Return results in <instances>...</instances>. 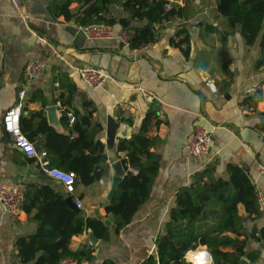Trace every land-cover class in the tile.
I'll list each match as a JSON object with an SVG mask.
<instances>
[{"label":"crops","instance_id":"crops-1","mask_svg":"<svg viewBox=\"0 0 264 264\" xmlns=\"http://www.w3.org/2000/svg\"><path fill=\"white\" fill-rule=\"evenodd\" d=\"M21 1L26 20L10 0H0L1 178L26 184L45 181L34 159L15 147L3 131V115L19 102L20 90L26 91L21 119L29 133L26 135L37 148L45 147V135L35 133L37 125L31 126L35 121L31 116L44 109L48 123L59 132L68 133L78 120L81 131L95 144L103 145L98 152L109 155L110 165L120 160L115 147L117 139L138 133L150 108L155 113L148 135L157 138L153 150L161 160L151 197L139 207L133 221L116 234L114 216L104 207L110 202L107 194L115 175L113 168H109L99 182L76 183L72 196L83 201L85 215L101 217L112 226L107 242L97 237L99 242L91 243V229L73 236L72 250L94 246L90 264H103L107 259L116 264H141L149 255H156V239L169 221V210L177 191L192 182L194 175L207 166L215 167L216 177L227 179L228 165H239L261 191L264 201V174L258 168V163L264 164V29L253 43H249L241 19L230 26L227 17L219 11L221 0H169L182 8V14L157 23V40L147 43L146 48L136 49L126 47L117 39H87L78 33L75 17L66 19L52 15V0ZM123 1L110 6L116 18L114 29H127L132 37V28L148 21L133 20L130 13L124 11ZM247 1L239 0L238 3L245 5ZM81 7L80 3L73 2L70 10L76 13ZM246 7L250 6L246 5L244 11ZM122 18L126 20L123 23L120 22ZM195 20L199 21L197 25L193 24ZM34 33L46 36L52 47L38 43ZM35 59L44 64V70L26 82L25 68ZM82 66H97L111 78L99 89H91L77 71V67ZM141 87L154 92L159 99L146 100ZM35 92L43 95L46 106L42 101L32 100ZM61 93L65 94L62 99L68 104L58 107L59 125H53L49 122L47 107L56 105ZM228 93L229 98H225ZM85 99L96 104L89 124L81 123L82 116L88 112ZM65 112L67 119L63 118ZM70 113L77 118L73 124L69 121ZM110 116L119 123L112 150L106 146ZM209 123L216 126L210 151L202 161L195 160L188 154L192 136L197 125L208 127ZM79 135L78 130L73 137ZM54 181L67 196L63 185ZM261 207L263 214L256 220L240 208L244 219L247 218L244 220L246 227L251 232L257 224L255 234L258 235L264 227V202ZM35 212L33 210L29 215L22 210L18 217H12L0 209V264H34V261L25 263L21 260L15 241L19 236L29 237L37 231L38 221L31 218ZM198 248L207 249L206 246ZM223 250L233 251V244ZM253 250L259 251V257L250 260L243 255L240 264H264V239L252 240L247 252Z\"/></svg>","mask_w":264,"mask_h":264},{"label":"trees","instance_id":"trees-1","mask_svg":"<svg viewBox=\"0 0 264 264\" xmlns=\"http://www.w3.org/2000/svg\"><path fill=\"white\" fill-rule=\"evenodd\" d=\"M121 0H52L50 12L54 17L64 16L66 19L75 17L77 25L94 23L116 24L110 6ZM78 2L80 10L72 13L70 5ZM239 0H221L219 11L227 17L228 24L234 26L238 18L242 29L248 35V42L253 43L264 29V0H248L245 5ZM169 0H124V11L130 13L133 20L147 19L143 26H134L130 43L131 48L157 40L156 24L164 19L172 20L182 14V8L173 5ZM246 5L247 9L244 11ZM244 12V13H243ZM264 44V35H263ZM226 66V64H225ZM70 97V95H69ZM65 105V94H60ZM63 98V99H62ZM33 101H42L47 105L40 92H35ZM84 105L88 112L82 116L83 122L89 124L96 110V104L85 99ZM76 112V111H75ZM67 112L63 118L67 119ZM154 110L149 109L140 131L130 137L118 138L116 141L117 157L122 161L126 174L123 176L112 201L104 207L107 213L114 216V230L120 234L135 216L139 207L150 197L155 178L160 170V155L153 150L157 143L156 137L148 135ZM36 127L35 133L45 135V147L51 163L64 170H72L77 174L76 183L90 185L96 182L92 174L96 164L100 162L99 148L93 139L75 123L68 133L57 131L48 123L44 109L32 114ZM25 134L24 120L21 119ZM79 137H73L75 131ZM124 153V156L120 154ZM132 169L137 170L134 172ZM229 177H216L215 167L207 166L198 171L193 181L182 186L176 193L173 206L169 210V221L163 232L156 239L157 254L149 255L141 264H192L186 258L187 252L200 246H206L213 257V264H240L241 256L247 255L250 260L259 257V251L247 252L249 243L264 239V227L259 235L246 227L244 212L252 219L261 217L263 210L257 188L246 171L237 164L228 165ZM45 181L27 183L23 210L29 215L36 210L31 218L38 221V229L29 237L19 236L15 245L21 260L34 264H59L64 257L71 256L79 264H90L93 261L94 246L86 245L78 250L70 248L73 236L91 229L97 237L107 242L110 240L112 224L101 217L85 215L83 210L76 212L66 200L63 189L57 188L55 181L42 173ZM232 234V235H230ZM233 244V251L223 248ZM201 250V249H199ZM103 264H116L107 259Z\"/></svg>","mask_w":264,"mask_h":264},{"label":"built area","instance_id":"built-area-1","mask_svg":"<svg viewBox=\"0 0 264 264\" xmlns=\"http://www.w3.org/2000/svg\"><path fill=\"white\" fill-rule=\"evenodd\" d=\"M13 7L21 14L24 20L27 16L24 12V8L21 0H10ZM168 9L173 8V4L168 5ZM199 23L198 20L193 22L194 25ZM78 33L83 34L87 39L90 40H108L117 39L122 42L126 47H131L130 43V33L127 29H122L121 31H116L113 25L105 23H94L88 25H77ZM37 42L42 45L51 46L48 38L44 35L34 33ZM148 44H143L136 49L146 48ZM55 51V49L53 48ZM262 58L264 61V48ZM44 70V64L38 59L30 61L24 72V78L26 82L38 77ZM77 71L85 82V84L91 89H99L103 84L111 78L110 74L97 66H82L77 67ZM58 86L59 83H56ZM260 88V86H258ZM143 97L152 102L157 101L159 98L156 94L143 87L140 88ZM26 91H19V102L9 107L3 115L2 127L4 133L12 139L15 147L22 150L28 157L34 159L37 163L39 169L45 175L52 177L53 179L59 181L66 192L67 196H72L75 193L77 174L72 170H64L51 163L49 154L44 149H39L36 147L35 143L31 141L22 129L21 118L23 109V100L25 98ZM57 107H63L62 101L59 99L56 102ZM69 121L71 124L75 121V116L70 113ZM209 122V121H208ZM216 126L209 123V126L199 124L196 127L195 133L192 136L191 142L188 147V154L191 158L195 160L202 161L206 155L209 153L211 148V143L213 140V132ZM258 168L261 173L264 174V164L258 163ZM134 172L137 170L132 169ZM26 183L24 182H12L5 180L0 177V209L2 213L8 214L12 217H18L23 210V205L25 201ZM260 203L264 202L261 191L257 190ZM73 197V196H72ZM74 203L78 209L85 212L86 208L83 201L78 197H73ZM199 249H204L208 254V259L206 264H211L212 254L206 248H197L195 250H190L192 252ZM187 252L186 258L189 262L194 261L191 259L190 255L192 252ZM59 264H79L78 260L74 257L67 256L60 260Z\"/></svg>","mask_w":264,"mask_h":264},{"label":"water","instance_id":"water-1","mask_svg":"<svg viewBox=\"0 0 264 264\" xmlns=\"http://www.w3.org/2000/svg\"><path fill=\"white\" fill-rule=\"evenodd\" d=\"M124 21H126L125 18L120 19L121 23H123ZM124 26H126V24H124ZM229 96L230 93H228L225 96V98H229ZM57 111H58V107L56 105H51L47 107L48 119L49 122L53 125H59V121L56 117ZM118 128H119V123L113 117L110 116L108 119L107 137H106V146L109 150H112L114 148L116 132ZM108 160H109V155L107 153H102L100 162L95 165L92 174L95 176L96 181L99 182L101 181L102 176L108 171V169L113 168L115 175L113 177L110 190L107 194V200L112 201L118 189V186L123 179V176L126 174V170L123 167L121 160H115L111 163V165L110 163H108L109 162ZM66 200L73 210H75L76 212L80 211V209L76 207L72 196H68ZM244 220L246 221L247 218H245ZM257 230H258L257 224H254L253 228L251 229V232L257 233ZM89 238L91 243L93 244H97L99 242L97 236L92 231L89 233Z\"/></svg>","mask_w":264,"mask_h":264},{"label":"bare ground","instance_id":"bare-ground-1","mask_svg":"<svg viewBox=\"0 0 264 264\" xmlns=\"http://www.w3.org/2000/svg\"><path fill=\"white\" fill-rule=\"evenodd\" d=\"M190 257L196 264H206L208 259V254L204 249H201L192 252Z\"/></svg>","mask_w":264,"mask_h":264},{"label":"rangeland","instance_id":"rangeland-1","mask_svg":"<svg viewBox=\"0 0 264 264\" xmlns=\"http://www.w3.org/2000/svg\"><path fill=\"white\" fill-rule=\"evenodd\" d=\"M192 263V262H191ZM193 264V263H192Z\"/></svg>","mask_w":264,"mask_h":264}]
</instances>
